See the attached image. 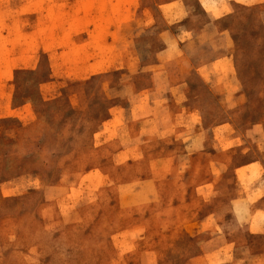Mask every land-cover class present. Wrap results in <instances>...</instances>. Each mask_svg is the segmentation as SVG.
I'll list each match as a JSON object with an SVG mask.
<instances>
[{
    "label": "rangeland",
    "instance_id": "374dc122",
    "mask_svg": "<svg viewBox=\"0 0 264 264\" xmlns=\"http://www.w3.org/2000/svg\"><path fill=\"white\" fill-rule=\"evenodd\" d=\"M175 112L181 138L158 135ZM142 115V156L116 152ZM253 157L264 0H0V264H240L247 249L175 228Z\"/></svg>",
    "mask_w": 264,
    "mask_h": 264
},
{
    "label": "crops",
    "instance_id": "0c3cea01",
    "mask_svg": "<svg viewBox=\"0 0 264 264\" xmlns=\"http://www.w3.org/2000/svg\"><path fill=\"white\" fill-rule=\"evenodd\" d=\"M178 115L179 113H173L172 117L168 119V122L161 125V129L157 131L158 135L164 131L168 136H173L174 140H179L185 130L177 123ZM143 117L142 115L141 121L138 120L135 123L136 125L127 129V132L132 138L127 141L126 146L118 148L116 152L136 150L141 155L146 150L143 139L145 133L146 135L149 134L147 130L150 129V126L147 125ZM220 125L223 126L224 124ZM198 131L203 134L208 129L205 128L200 131L199 127L194 124V128L190 130L193 136L190 138L189 146L187 147L194 148L195 150L203 148L204 141L194 142L196 136V139H198ZM244 132L241 134L238 132L240 135V146L247 149L249 146H252V143L257 144L259 139L255 138V134ZM251 132H256L255 127L251 129ZM251 138L252 140H250ZM229 139V136L223 138V140ZM168 148L171 147L163 144L162 149L164 151H168ZM219 164L217 163V165ZM263 165L260 158L253 157L235 165L232 169L231 179L224 178L218 180L213 177L207 178L201 185V190L196 191V194L205 203L209 204L208 210L196 219H190L185 224L175 228V231L190 232L196 236L199 233H204V246L209 248L232 245L239 249H247L246 260H242L240 264H264V252H251L249 249L252 248L251 243H249L251 240L253 241L255 238L264 240ZM213 166L216 167V164L213 163ZM28 170L36 174V171L25 169V167L22 172L17 173H26ZM17 173L9 175L8 177H16L18 175ZM6 181H8L7 177L0 179L1 184ZM177 200H180V198H177ZM172 206L177 209L180 204L173 200Z\"/></svg>",
    "mask_w": 264,
    "mask_h": 264
},
{
    "label": "bare ground",
    "instance_id": "6f19581e",
    "mask_svg": "<svg viewBox=\"0 0 264 264\" xmlns=\"http://www.w3.org/2000/svg\"><path fill=\"white\" fill-rule=\"evenodd\" d=\"M233 193V192H232ZM233 195V194H232ZM224 197V196H223ZM228 198V197H227ZM222 203V202H221ZM227 203H229V202H227ZM221 206V205H220ZM221 208V207H220ZM227 208V207H226ZM231 211V210H230ZM67 232V231H66ZM63 243V242H62ZM67 251V250H66ZM58 253V252H57ZM60 256V255H59ZM64 257V256H63Z\"/></svg>",
    "mask_w": 264,
    "mask_h": 264
}]
</instances>
